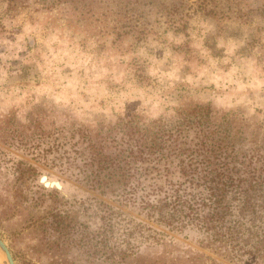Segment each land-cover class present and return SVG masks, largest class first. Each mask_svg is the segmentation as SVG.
<instances>
[{"label": "rangeland", "instance_id": "rangeland-1", "mask_svg": "<svg viewBox=\"0 0 264 264\" xmlns=\"http://www.w3.org/2000/svg\"><path fill=\"white\" fill-rule=\"evenodd\" d=\"M149 1L69 8L0 0V238L15 264H109L92 247H67L72 235L63 228L43 226L58 204L47 194L53 189L67 199L59 200V223H76L86 239L99 222L86 207L90 192L41 158L31 136L73 143L118 117L169 118L193 103L210 104L237 139L263 133L264 0H209V14L200 0ZM172 3L175 22L167 15ZM42 176L62 187L45 186ZM169 235L121 264H233L195 233Z\"/></svg>", "mask_w": 264, "mask_h": 264}, {"label": "trees", "instance_id": "trees-1", "mask_svg": "<svg viewBox=\"0 0 264 264\" xmlns=\"http://www.w3.org/2000/svg\"><path fill=\"white\" fill-rule=\"evenodd\" d=\"M94 2L44 0L48 7L69 8ZM208 3L200 0L199 5L209 14ZM173 7L167 15L175 22L178 9ZM213 116L210 104L193 103L169 118L118 117L105 130L83 133L73 143L31 136L30 146L41 158L62 167L90 192L86 207L99 222L86 239L76 223H59V200L67 199H59L53 189L47 194L58 204L47 209L43 226L54 232L63 228L72 235L64 241L67 247H92L109 264H121L170 233H195L200 244L214 246L233 264H264V131L257 141L247 142ZM27 166L33 181L36 170Z\"/></svg>", "mask_w": 264, "mask_h": 264}, {"label": "water", "instance_id": "water-1", "mask_svg": "<svg viewBox=\"0 0 264 264\" xmlns=\"http://www.w3.org/2000/svg\"><path fill=\"white\" fill-rule=\"evenodd\" d=\"M40 181L47 187H57L61 188V184L57 181H48L45 176H42L40 178ZM0 253L3 255L5 258L6 264H15L13 255L9 249V247L6 245L3 239L0 238Z\"/></svg>", "mask_w": 264, "mask_h": 264}, {"label": "bare ground", "instance_id": "bare-ground-1", "mask_svg": "<svg viewBox=\"0 0 264 264\" xmlns=\"http://www.w3.org/2000/svg\"><path fill=\"white\" fill-rule=\"evenodd\" d=\"M47 179V178H46Z\"/></svg>", "mask_w": 264, "mask_h": 264}]
</instances>
